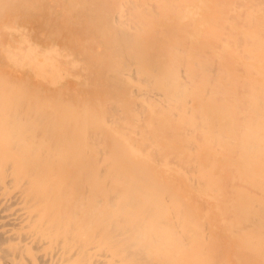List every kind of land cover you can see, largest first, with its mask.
<instances>
[{
	"label": "bare ground",
	"instance_id": "6f19581e",
	"mask_svg": "<svg viewBox=\"0 0 264 264\" xmlns=\"http://www.w3.org/2000/svg\"><path fill=\"white\" fill-rule=\"evenodd\" d=\"M0 264H264V0H0Z\"/></svg>",
	"mask_w": 264,
	"mask_h": 264
}]
</instances>
